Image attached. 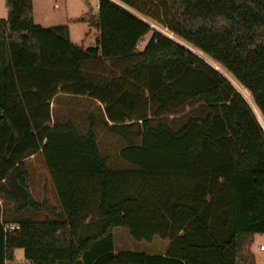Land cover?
<instances>
[{
  "label": "trees",
  "instance_id": "trees-1",
  "mask_svg": "<svg viewBox=\"0 0 264 264\" xmlns=\"http://www.w3.org/2000/svg\"><path fill=\"white\" fill-rule=\"evenodd\" d=\"M114 1L76 20L99 32L83 48L67 26H37L33 0H5L0 264L17 250L27 264H248L264 235L263 126L223 74L145 20L225 70L264 120V0ZM59 97L102 116L84 132L54 121ZM116 228L169 245L117 253Z\"/></svg>",
  "mask_w": 264,
  "mask_h": 264
},
{
  "label": "rangeland",
  "instance_id": "rangeland-1",
  "mask_svg": "<svg viewBox=\"0 0 264 264\" xmlns=\"http://www.w3.org/2000/svg\"><path fill=\"white\" fill-rule=\"evenodd\" d=\"M88 6L95 8L99 0H86ZM35 13L34 20L37 26H40L44 29H51L56 27L67 26L71 36V42L78 47L88 48L94 47L97 43V38L99 37V32L96 29H88L86 24L72 23L70 19L79 17L83 14V9L87 10V5L85 0H33ZM56 4L58 8H56ZM8 10L5 7V0H0V20L7 19ZM146 22H150L145 20ZM152 23V22H150ZM153 24V23H152ZM154 29L162 32L168 37L175 39L177 42L187 48L191 49L190 46L179 41L173 37L169 32H167L162 27L154 24ZM152 33L148 34L142 43L139 46V49L142 50L145 45L151 39ZM192 50V49H191ZM198 56L210 61L207 57L202 55L196 50H192ZM215 65V64H214ZM216 66V65H215ZM220 69V68H219ZM221 70V69H220ZM225 71V70H223ZM228 74L226 71L224 74ZM227 77L236 87V89L242 94L246 99L248 104L251 106L255 112L258 120L264 127V120L260 118L257 113V107L253 101L250 93L245 90L235 79H233L229 74ZM53 119L54 121H72L80 131H86L87 128V118L90 114H95L102 116V108L100 105L80 99V98H70V97H59L53 105ZM171 118L169 122H172ZM114 234V244L115 251L119 252H137L144 253L149 255H160L163 251L166 250L169 245V241L162 240L160 238H155L152 242L146 241H136L132 238L130 232L125 228H116L113 231ZM261 247L264 248V235H256L252 237V246L250 248V254L248 258V264L253 262V264H264V249L261 250ZM16 260L11 262V264H22L19 262L25 261L24 252L22 250H17L15 253Z\"/></svg>",
  "mask_w": 264,
  "mask_h": 264
},
{
  "label": "crops",
  "instance_id": "crops-1",
  "mask_svg": "<svg viewBox=\"0 0 264 264\" xmlns=\"http://www.w3.org/2000/svg\"><path fill=\"white\" fill-rule=\"evenodd\" d=\"M85 3H86V5H87V10L86 9H83L84 11H82L83 12V14L82 15H80L79 17H75V18H72V19H70V22H72V23H79V22H76V20H78L79 18H81L84 14H86L87 13V11H88V2L85 0ZM56 8H58V5L56 4V6H55ZM95 9V11H97V9H98V5L94 8ZM34 13H35V7H34V3H33V15H34ZM80 24H86V23H80ZM87 25V27H89V25L88 24H86ZM88 29H90V27L88 28ZM91 29H94V28H91ZM70 39H71V36H70ZM74 44V43H73ZM165 253V251H163V253H161V254H164ZM15 260H16V257H15ZM14 260V261H15ZM17 261V260H16ZM19 263H22V264H27L25 261H23V262H19Z\"/></svg>",
  "mask_w": 264,
  "mask_h": 264
},
{
  "label": "water",
  "instance_id": "water-1",
  "mask_svg": "<svg viewBox=\"0 0 264 264\" xmlns=\"http://www.w3.org/2000/svg\"><path fill=\"white\" fill-rule=\"evenodd\" d=\"M115 2V1H114ZM115 3H117V2H115ZM117 4H119V3H117ZM169 39H172V38H169ZM173 41L175 40V39H172ZM178 43V42H177ZM181 45H182V43H181ZM182 46H184V44L182 45ZM186 47V46H185ZM187 48V47H186ZM188 50H190V51H192L191 49H189V48H187ZM193 52V51H192ZM196 54V53H195ZM206 60V59H205ZM207 61V60H206ZM212 67H214V69L216 70V71H218V72H220L221 74H223L229 81H230V79L227 77V75H226V73L224 74V72L225 71H223V69L222 70H220L219 69V66H215L214 64V62L213 61H207ZM231 82V81H230ZM232 83V82H231ZM233 84V83H232ZM256 115V114H255ZM263 118V117H262ZM258 119V118H257ZM260 122V121H259ZM263 129H264V127H263Z\"/></svg>",
  "mask_w": 264,
  "mask_h": 264
},
{
  "label": "built area",
  "instance_id": "built-area-1",
  "mask_svg": "<svg viewBox=\"0 0 264 264\" xmlns=\"http://www.w3.org/2000/svg\"><path fill=\"white\" fill-rule=\"evenodd\" d=\"M112 2H114V0H111ZM148 24H149V26L152 28V29H154V23L152 24V23H150V22H147ZM154 30H156V29H154ZM156 31H158V30H156ZM159 33H162V32H160V31H158ZM163 34V33H162ZM163 35H165V34H163ZM166 36V35H165ZM166 37H168V36H166ZM168 38H171V37H168ZM15 228L14 227H10V230H14ZM264 248L263 247H261V250H263Z\"/></svg>",
  "mask_w": 264,
  "mask_h": 264
},
{
  "label": "bare ground",
  "instance_id": "bare-ground-1",
  "mask_svg": "<svg viewBox=\"0 0 264 264\" xmlns=\"http://www.w3.org/2000/svg\"><path fill=\"white\" fill-rule=\"evenodd\" d=\"M251 107V106H250ZM255 113V112H254Z\"/></svg>",
  "mask_w": 264,
  "mask_h": 264
}]
</instances>
